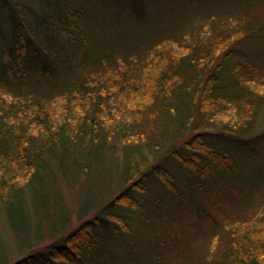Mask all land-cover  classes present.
<instances>
[{
  "label": "trees",
  "instance_id": "trees-1",
  "mask_svg": "<svg viewBox=\"0 0 264 264\" xmlns=\"http://www.w3.org/2000/svg\"><path fill=\"white\" fill-rule=\"evenodd\" d=\"M261 123L264 0H0V264H264Z\"/></svg>",
  "mask_w": 264,
  "mask_h": 264
},
{
  "label": "rangeland",
  "instance_id": "rangeland-1",
  "mask_svg": "<svg viewBox=\"0 0 264 264\" xmlns=\"http://www.w3.org/2000/svg\"><path fill=\"white\" fill-rule=\"evenodd\" d=\"M158 22H159V20H158ZM264 124H262L261 123V125H259V128H263V127H261V126H263ZM259 130V129H258ZM258 130H256V132H254L253 134H256L257 132H258ZM261 130V129H260ZM151 161L152 162H155L156 160L154 159H151ZM162 190V192H163V189H161ZM236 193V192H235ZM238 193V192H237ZM140 199L141 200H143L141 197H140ZM235 199H236V201H238L242 206H244L245 204H246V202H247V200H246V197L243 195V194H239L238 195V197H236L235 196ZM257 202H254L253 200L251 201V203H250V207H253L254 209L253 210H255V211H252V210H250L251 211V213H255L256 212V208H257ZM231 207V205L230 204H228V208H225V209H229ZM231 208H233V207H231ZM247 209H249L248 207H243L242 208V210H247ZM219 217V216H218ZM195 220H198L197 218H195ZM192 221H193V218H192ZM192 228L193 227V225L192 224H187V228ZM193 231H196V230H194L193 229ZM183 232V231H182ZM191 235H192V233H191ZM196 236V235H195ZM199 245H201V242L199 241V240H195V242L194 243H192V247H191V249H193L194 250V252H196L197 251V253L199 254V253H201V251H199ZM19 254L18 253H16V250H13L12 252H11V261L10 262H14L15 260H17V258L20 256H18Z\"/></svg>",
  "mask_w": 264,
  "mask_h": 264
}]
</instances>
